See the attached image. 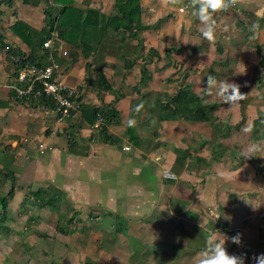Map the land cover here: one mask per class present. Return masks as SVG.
<instances>
[{
	"label": "crops",
	"instance_id": "obj_1",
	"mask_svg": "<svg viewBox=\"0 0 264 264\" xmlns=\"http://www.w3.org/2000/svg\"><path fill=\"white\" fill-rule=\"evenodd\" d=\"M116 1L63 3L108 19L117 14ZM186 3L140 0L150 28L122 43L105 38V23L98 29L95 17L88 32L79 24L80 31L70 30L58 44L68 57L58 50L56 59L60 79L81 93V109L66 119L12 101L9 90L20 59L34 55L49 64L47 50L33 51L11 29L19 20L46 28V4L12 0L1 7L0 179L13 185L7 215L22 202L36 224L48 226L51 216L63 221L45 229L61 237L60 264H197L214 230L229 238L241 235V245L228 239L226 248L246 255L245 264H256L253 257L264 254V157L244 154L257 139L264 141L263 113L256 111L261 104L264 112V17L255 15L264 0H238L217 13L211 42L200 34L191 7L180 12ZM79 18L71 13L68 20ZM253 22L261 25L255 35L249 31ZM84 36L91 41L86 52L80 46ZM101 73L112 91L98 88ZM209 75L240 84L249 96L234 109L208 98L216 107L213 123L160 119L163 95L192 84L201 96ZM93 109L116 112L106 132L96 127ZM246 125L251 132L243 131ZM164 171L177 178H165ZM52 188L62 194L56 206L43 208L30 196Z\"/></svg>",
	"mask_w": 264,
	"mask_h": 264
},
{
	"label": "trees",
	"instance_id": "obj_2",
	"mask_svg": "<svg viewBox=\"0 0 264 264\" xmlns=\"http://www.w3.org/2000/svg\"><path fill=\"white\" fill-rule=\"evenodd\" d=\"M25 4H31L38 6L41 2L46 4L45 10L48 17L47 27L42 30H37L31 27L24 21H16L11 27L12 31L21 37L33 51L39 49L44 50V43L50 37L51 29L54 27L55 17L60 15L59 31L61 40H67V34L70 30L81 29L86 33L89 31L88 25L90 23V18L95 17L97 20V27L101 29L100 23L104 21L105 27L100 31H103L105 38L111 39L117 42H125L128 39H137L139 34L150 28L147 26L142 18L140 0H117L115 8L117 9V14L106 19L100 17L96 12L89 11L86 16L78 9H76L72 3H63V0H54L55 6H50L47 0H23ZM10 5L12 0H0V16L2 13L1 7L3 4ZM63 3V7H59V4ZM59 8V9H58ZM62 10V11H61ZM61 11V13H60ZM71 13L80 14L79 19H74L72 22L68 20ZM79 24L80 27L77 25ZM77 26V28H75ZM111 32L109 34L108 31ZM72 32V31H71ZM72 34V33H71ZM70 35V34H69ZM119 37H113V36ZM86 36V35H85ZM84 36L81 40L80 46L82 50L86 52L87 46L91 45V41H87ZM1 37V36H0ZM78 43V41H77ZM76 43V44H77ZM72 44V43H71ZM87 45V46H86ZM89 51V48H87ZM258 53H261L260 47H258ZM47 55V54H46ZM21 64L32 63V64H42L38 62L36 56L33 55L32 58H24L20 60ZM98 88L102 91H112V86L108 82L106 76L101 73L99 77ZM198 94L193 90L192 84H188L182 87L174 95H163V99L159 104V116L161 120H185L189 122H214L215 121V106L210 104H205ZM96 115L97 109H93L91 112ZM104 118V123L102 124L101 130L106 132V127L114 122V118L117 117L115 111L103 110L99 113ZM259 121H256L258 123ZM257 128V127H256ZM106 140H111L110 137H106ZM1 192V191H0ZM13 193V186L10 189L9 195ZM30 196L40 203L43 208L56 206V199L59 201L61 199V192L56 189H51V191H37L31 192ZM7 207H8V197L0 195V222H5L7 220ZM9 230V229H5Z\"/></svg>",
	"mask_w": 264,
	"mask_h": 264
},
{
	"label": "clouds",
	"instance_id": "obj_3",
	"mask_svg": "<svg viewBox=\"0 0 264 264\" xmlns=\"http://www.w3.org/2000/svg\"><path fill=\"white\" fill-rule=\"evenodd\" d=\"M168 2L178 3L181 0H164V3ZM237 3L238 0H189L188 6L192 9V16L196 17L199 21L200 34L205 40L211 42L214 41L216 34V14L227 12L230 8L235 7ZM255 15L258 18L264 17V9L257 11ZM249 31L255 35L261 31V25L258 22H253L249 27ZM243 73L234 74L239 75ZM248 96V94L241 92L240 84L230 82L227 78L218 80L215 76L209 75L207 77V87L203 88V94L200 98L205 104L209 103L208 98H220L224 104H228L231 106V109H234L239 106L240 101L245 100ZM143 107V103L137 105L136 111L139 112ZM128 125L134 126L135 121L130 119ZM243 131L245 133L251 132L252 126L246 125ZM244 154L245 159L257 156L264 157V141L251 143L245 149ZM228 239H231L233 244H242L240 234L229 238L216 230L209 232L206 236L205 248L198 254L197 264H245L246 255L230 254L227 251L226 242ZM253 259L256 261V264H264V254L255 256Z\"/></svg>",
	"mask_w": 264,
	"mask_h": 264
},
{
	"label": "built area",
	"instance_id": "obj_4",
	"mask_svg": "<svg viewBox=\"0 0 264 264\" xmlns=\"http://www.w3.org/2000/svg\"><path fill=\"white\" fill-rule=\"evenodd\" d=\"M47 3L50 6H55L54 0H47ZM188 5L189 0L180 9V12L188 10L190 8ZM59 23L60 15H57L50 37L44 43L49 64H19L16 83L10 86L9 90L12 101L26 105L33 104L46 113H54L61 119H66L72 117L81 109V93L77 88L67 86L59 76L61 64L56 59V52L60 51L58 44L61 41ZM60 55L63 58L68 57V51L62 49ZM96 120V127H100L104 123V118L100 114L97 115ZM52 132L55 133V131ZM46 148L47 145L44 143L39 145L41 152H44ZM163 176L168 179L177 178L170 171H164Z\"/></svg>",
	"mask_w": 264,
	"mask_h": 264
},
{
	"label": "rangeland",
	"instance_id": "obj_5",
	"mask_svg": "<svg viewBox=\"0 0 264 264\" xmlns=\"http://www.w3.org/2000/svg\"><path fill=\"white\" fill-rule=\"evenodd\" d=\"M262 108L261 104L256 105V111L263 113L261 117H264V112H261ZM256 141L262 140L257 139ZM2 181L0 179L3 184ZM12 186L10 182H7L3 188L0 187V195L7 196L8 204L13 205L12 201L10 203L13 194L9 195ZM7 187H10L9 190ZM21 203L8 212L5 222H0V264H60L56 254H59L62 248L60 246L62 244L61 237L56 233H47L45 229H50V225H54L53 228L63 226L64 222L51 216L48 226L36 224L31 213L26 212ZM39 233L47 235L42 238Z\"/></svg>",
	"mask_w": 264,
	"mask_h": 264
}]
</instances>
